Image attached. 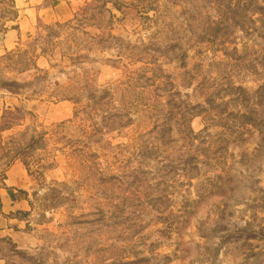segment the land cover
Returning a JSON list of instances; mask_svg holds the SVG:
<instances>
[{
	"label": "rangeland",
	"instance_id": "1",
	"mask_svg": "<svg viewBox=\"0 0 264 264\" xmlns=\"http://www.w3.org/2000/svg\"><path fill=\"white\" fill-rule=\"evenodd\" d=\"M19 25L0 264H264V0H0Z\"/></svg>",
	"mask_w": 264,
	"mask_h": 264
},
{
	"label": "crops",
	"instance_id": "2",
	"mask_svg": "<svg viewBox=\"0 0 264 264\" xmlns=\"http://www.w3.org/2000/svg\"><path fill=\"white\" fill-rule=\"evenodd\" d=\"M20 31V25L17 30L8 29L3 34L1 41H0V51H4L9 49L11 46L15 44V40L17 34ZM8 175L6 178H3L0 182V191L3 190L4 195L7 196H16L17 192L13 188L16 183L21 181L22 176L20 175V169L17 166H12L8 170ZM1 194V193H0ZM0 223H1V214H0Z\"/></svg>",
	"mask_w": 264,
	"mask_h": 264
}]
</instances>
